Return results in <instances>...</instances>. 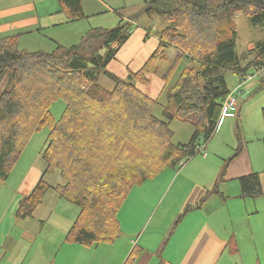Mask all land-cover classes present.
Listing matches in <instances>:
<instances>
[{"label": "trees", "instance_id": "1", "mask_svg": "<svg viewBox=\"0 0 264 264\" xmlns=\"http://www.w3.org/2000/svg\"><path fill=\"white\" fill-rule=\"evenodd\" d=\"M58 1L70 20L86 18L82 0ZM141 13L157 15L166 24L152 58L166 60V49L176 50L162 76L159 98L167 94L162 119L153 114L159 98L150 99L134 83L148 84V76L158 70L151 61L127 82L108 75L116 81L111 91L100 84L101 72L131 36L128 24L91 30L78 45L53 52L21 50L19 36L0 39V185L33 135L49 127L42 152L45 175L59 173L63 183L50 185L44 175L21 200L17 217H33L54 191L80 209L65 237L69 243L92 246L116 240L121 234L118 213L132 189L192 159L211 140L231 92L227 75L264 70V39L240 55L236 28L227 23L244 14L253 25H264V0H143ZM226 25L230 39L217 40ZM260 83L264 87V75ZM59 100L66 107L56 121L51 109ZM262 115L264 120V109ZM172 122L193 127L188 143L174 144ZM240 183L243 197L263 196L258 174Z\"/></svg>", "mask_w": 264, "mask_h": 264}, {"label": "crops", "instance_id": "2", "mask_svg": "<svg viewBox=\"0 0 264 264\" xmlns=\"http://www.w3.org/2000/svg\"><path fill=\"white\" fill-rule=\"evenodd\" d=\"M82 6L86 18L70 20L58 0H0V39L19 36L21 50L53 52L78 45L91 30L118 26L125 20L118 10L144 16L143 0H82ZM163 88L162 80L157 95ZM240 109L220 120L212 138ZM217 141L206 147L211 157L198 153L134 187L118 213L120 236L92 246L65 241L78 213L68 212L54 191L33 217H17L46 171L43 153L27 170L17 165L0 185V264H264V164L245 156L249 146L243 149L240 138V152L229 156L215 148ZM252 174L259 175L261 197L242 196L240 179Z\"/></svg>", "mask_w": 264, "mask_h": 264}, {"label": "rangeland", "instance_id": "3", "mask_svg": "<svg viewBox=\"0 0 264 264\" xmlns=\"http://www.w3.org/2000/svg\"><path fill=\"white\" fill-rule=\"evenodd\" d=\"M151 1V0H150ZM118 12L125 18V24H128V29L132 33L128 42L121 48L117 55V60L112 61L109 66L104 69L100 74V84L107 90H113L116 87V81L111 79L108 75H112L114 78L121 82L129 81V77L138 72L141 67L148 61H151V66L158 70L150 77L148 84H142L134 80V83L141 88L146 95L151 99L157 98L159 95L162 76L165 71L171 65L173 58L175 57L176 50L174 48L166 49L168 58L166 60H154L152 57L157 53L160 47V33L166 28V24L157 15H147L140 19L136 18L135 10H118ZM229 26H233L237 31L236 47L238 54L247 53L253 49L256 42L264 39V25H253L246 15L236 14L235 22H227ZM117 24L111 26L117 27ZM231 27L225 26L223 28V34L218 36L217 40L230 39ZM136 33V35H134ZM149 41L148 45L147 42ZM134 59H139V64L133 63ZM252 57H249L245 63H248ZM185 62L180 66L181 70L184 68ZM183 67V68H182ZM180 69H178L174 78L172 79L170 86L175 82ZM264 75V70L259 73L254 68L250 70L249 74L245 77H241L235 74L229 73L227 75V84L231 92L228 95L235 98L239 104H241L240 117L228 119L219 132L207 143L209 146L216 138L217 143L214 144L224 155H234L236 150L241 146L239 138L241 139L243 149L249 146V152L245 156L252 157V160L256 167L260 164H264V120L262 111L264 109V87H261V77ZM166 93H164L158 100V104L154 108V116L162 119V110L167 103ZM227 97V98H228ZM226 98V99H227ZM223 104V103H222ZM66 107L64 100H59L52 106V113L56 121H58ZM232 114V113H230ZM170 129L174 133V144H186L190 141L193 127L189 124H183L180 122H172L169 125ZM50 134V128L45 127L38 133L34 134L31 138L28 146L22 158L18 162V167L27 170L33 166L36 159L40 157L45 149ZM210 154L211 147L205 150ZM205 152L202 153L205 154ZM198 158L202 157L200 154ZM247 158V157H245ZM43 162V159L41 157ZM46 181L50 185H57L63 183V179L59 173L47 175ZM64 204H68L71 210H68L72 214H79L80 209L63 201ZM49 229V228H48Z\"/></svg>", "mask_w": 264, "mask_h": 264}, {"label": "built area", "instance_id": "4", "mask_svg": "<svg viewBox=\"0 0 264 264\" xmlns=\"http://www.w3.org/2000/svg\"><path fill=\"white\" fill-rule=\"evenodd\" d=\"M232 96H229L222 104V112L220 120L226 116L230 110L232 109H239V102L235 98H231ZM220 122V121H219ZM219 125V123H218ZM217 125V126H218ZM207 143H203L201 146L198 147V153H203L206 150ZM180 166H183V163L180 164Z\"/></svg>", "mask_w": 264, "mask_h": 264}]
</instances>
